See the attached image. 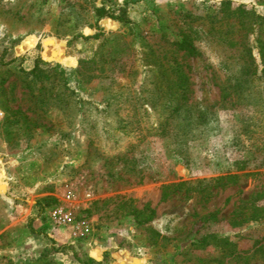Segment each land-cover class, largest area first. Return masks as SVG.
I'll list each match as a JSON object with an SVG mask.
<instances>
[{
	"label": "rangeland",
	"instance_id": "1",
	"mask_svg": "<svg viewBox=\"0 0 264 264\" xmlns=\"http://www.w3.org/2000/svg\"><path fill=\"white\" fill-rule=\"evenodd\" d=\"M238 9L264 0H0V264H264V33ZM39 59L70 105L20 76Z\"/></svg>",
	"mask_w": 264,
	"mask_h": 264
},
{
	"label": "trees",
	"instance_id": "2",
	"mask_svg": "<svg viewBox=\"0 0 264 264\" xmlns=\"http://www.w3.org/2000/svg\"><path fill=\"white\" fill-rule=\"evenodd\" d=\"M101 2H102L101 5L97 6V8H96V11H97L99 18L110 17V18H113L114 20H122V16H118L115 13L116 8L110 7L108 5V3L104 2V1H101ZM240 9L236 10L235 14H237V16L242 19L241 23L243 24V26H244L245 22L251 23L252 26L259 25L260 31L262 33H264V15H259V14H256L254 12H251V13L245 12V11L243 12V10H240ZM122 10H124V9H122ZM249 13L251 16L248 17L246 19V21H244V15L245 14L249 15ZM259 41H260V45H259L260 53L262 55L263 64H264V41L261 38L259 39ZM180 47L182 49H187L189 52H194V50H195L193 45L190 43V41L187 37L182 40V42L180 43ZM85 62L86 61H84V60L80 61V70L78 69L79 74H81V69L83 68V65ZM44 63H45L44 61L39 59V60L35 61V64H34L32 69H30V70L19 69L18 72H19L20 76L23 77L24 81L27 82L30 90L36 95V98L38 99V101L43 102V99H41L42 96L39 93H41V91H42L43 83L46 80L50 79L53 82L54 86L58 84V107L70 105L71 102L75 101V94H74L73 90L68 88V81L66 79V75L64 73V70L62 69V67L60 65H58V77L53 76L52 73H50L49 71H47L46 69L43 68ZM60 63L63 64V61ZM52 77H54V78H52ZM105 106H110V103H106ZM82 263L83 264H103L101 262L96 261L95 259H93L91 257L82 261Z\"/></svg>",
	"mask_w": 264,
	"mask_h": 264
},
{
	"label": "built area",
	"instance_id": "3",
	"mask_svg": "<svg viewBox=\"0 0 264 264\" xmlns=\"http://www.w3.org/2000/svg\"><path fill=\"white\" fill-rule=\"evenodd\" d=\"M118 1L120 3L124 2V0H115ZM57 219H59L60 223H66L67 220L70 218L69 213H67L66 211H64L63 209H59L55 212Z\"/></svg>",
	"mask_w": 264,
	"mask_h": 264
}]
</instances>
